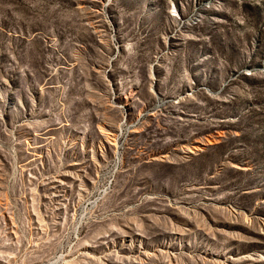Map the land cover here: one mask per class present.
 Wrapping results in <instances>:
<instances>
[{"label": "rangeland", "instance_id": "1", "mask_svg": "<svg viewBox=\"0 0 264 264\" xmlns=\"http://www.w3.org/2000/svg\"><path fill=\"white\" fill-rule=\"evenodd\" d=\"M0 264H264V0H0Z\"/></svg>", "mask_w": 264, "mask_h": 264}]
</instances>
